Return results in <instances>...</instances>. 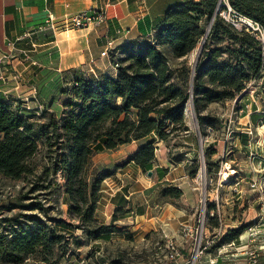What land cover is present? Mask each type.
Segmentation results:
<instances>
[{
	"label": "trees",
	"instance_id": "16d2710c",
	"mask_svg": "<svg viewBox=\"0 0 264 264\" xmlns=\"http://www.w3.org/2000/svg\"><path fill=\"white\" fill-rule=\"evenodd\" d=\"M227 2L264 29V0ZM216 4L217 0H181L169 7L154 22L150 37L125 42L118 52L110 53L114 76L64 71L62 90L68 98L62 101L60 113L48 109L52 101H41L44 108L37 113L0 93V175L10 179L36 176L31 192L61 186L70 218L49 216V207L37 197L20 204L37 212L0 219L1 262L20 264L33 255L41 264H60L69 247L65 228L79 229L92 240L114 233L132 239L130 232L117 225L131 212L143 211L130 208L129 200L114 208L108 222L97 218L102 182L112 172L94 168L95 151L136 142L127 163L147 172L153 167L158 141L189 131L185 110L190 100L203 134L207 127L221 126L217 117L202 113L209 104L240 95L239 102L246 97L242 91L251 79H264V39L224 20ZM207 25L209 31L192 72L185 57L202 40ZM251 107L256 110L254 104ZM40 150L45 160L37 174L31 161ZM166 172L167 167L157 170L158 191L163 199L179 198V187L159 183ZM57 174L62 177L60 183L55 181ZM243 230L244 226L229 229L223 241L237 238ZM122 254L118 252L108 264L123 261Z\"/></svg>",
	"mask_w": 264,
	"mask_h": 264
},
{
	"label": "rangeland",
	"instance_id": "374dc122",
	"mask_svg": "<svg viewBox=\"0 0 264 264\" xmlns=\"http://www.w3.org/2000/svg\"><path fill=\"white\" fill-rule=\"evenodd\" d=\"M205 28L207 34L208 25ZM205 35L203 38H206ZM201 42L185 57L188 64H193L194 52ZM63 76V71L48 70L44 72L43 79L32 83L37 100L45 103L52 101L48 109L57 113L62 110V101L68 98V94L62 90ZM242 92L246 97L239 102L240 95L234 100L211 103L202 111L221 120L219 128L207 127L203 134L199 132L192 106L187 104L185 122L189 131L156 143L151 176H147V172L137 171L133 163H127L138 144L95 151L92 155L94 168L103 173L112 172L102 182L107 193L113 188L116 193L128 194L139 185L136 178L149 184L148 188L129 196V207L147 210V216L138 217L137 224L151 218L149 220L156 226L145 234L146 228L143 227L132 231V239L114 233L97 240L87 238L79 229L61 228L69 237V247L67 256L60 264H108V260L115 259L118 252L123 253V261L112 264H162L161 249L165 236L157 223L176 217L182 218L181 223L197 221L205 198L207 209L218 208L224 224L232 226L231 229L256 226L261 233L254 243L264 245V79H251ZM251 104L255 105V111ZM251 113L257 114V117L251 118ZM207 151H211L209 157L205 156ZM44 155L40 150L31 161L37 174L45 160ZM162 167H167V172L159 183L179 187L182 190L179 198L161 197L157 188V170ZM36 180L37 177L33 175H25L20 179L0 175V219L17 213L37 212L19 206L35 197L49 207V216L70 219L68 202L61 186L52 185L31 192ZM55 181H62L60 174L55 175ZM129 215L132 216L122 219L117 225L135 224V213ZM177 226L179 229L181 224ZM0 264L12 263L0 261ZM20 264L41 263L31 255ZM260 264H264V255L260 258Z\"/></svg>",
	"mask_w": 264,
	"mask_h": 264
},
{
	"label": "crops",
	"instance_id": "0c3cea01",
	"mask_svg": "<svg viewBox=\"0 0 264 264\" xmlns=\"http://www.w3.org/2000/svg\"><path fill=\"white\" fill-rule=\"evenodd\" d=\"M180 1L0 0V93L4 97L20 101L23 107H30L40 113L44 108L41 102L43 100H37L32 83L43 79L45 71L64 72L74 69L86 75L114 76L116 68L111 58L101 55L106 42L113 40L114 49L111 52L114 53V50L118 52L125 42L150 37L154 31V22L169 7ZM89 8H104L107 21L101 25L81 29L61 28L60 18L63 15ZM48 12L53 13L58 19V29L54 32L38 28ZM136 169L140 172L139 168ZM135 181L139 182V185L128 194L116 193V189L113 188L107 193L102 184L96 209V215L101 221L108 222L117 205L124 204L129 200V196L149 186L140 179L136 178ZM134 213L135 224L131 220L132 223L127 226L118 227L130 233L143 227L146 228L144 234L155 228L156 225L149 220L151 218L137 224L138 217L147 216L146 209H143L142 213ZM131 216L128 215L126 218ZM181 222L182 218L176 217L164 219L157 223V226L164 231V236L178 239L177 224Z\"/></svg>",
	"mask_w": 264,
	"mask_h": 264
},
{
	"label": "built area",
	"instance_id": "2783aa9c",
	"mask_svg": "<svg viewBox=\"0 0 264 264\" xmlns=\"http://www.w3.org/2000/svg\"><path fill=\"white\" fill-rule=\"evenodd\" d=\"M216 12L235 28L253 31L261 40L264 39V29L259 23L232 9L227 0H217ZM60 20L63 29H81L101 25L107 21V17L104 8H89L63 15ZM57 21L56 16L48 12L38 28L54 32L58 29ZM113 49V40H108L101 55L109 56V51ZM202 206L197 221L180 223L178 239L165 235L161 249L162 264H260L264 245H255L254 242L261 231L256 226H249L237 238L223 241L224 235L231 228L224 224L218 208L207 209L206 198Z\"/></svg>",
	"mask_w": 264,
	"mask_h": 264
},
{
	"label": "water",
	"instance_id": "95a60500",
	"mask_svg": "<svg viewBox=\"0 0 264 264\" xmlns=\"http://www.w3.org/2000/svg\"><path fill=\"white\" fill-rule=\"evenodd\" d=\"M208 27H210V26H208ZM208 31H209V28H208ZM207 31V32H208ZM207 35V34H206ZM205 35V36H206ZM203 46V45H202ZM202 46H201V49H202ZM200 55V54H199ZM199 55H198V57L197 58H195L194 60H193V64H192V72H194V68H195V65H196V63H197V61H198V59H199ZM191 106H192V101L190 100V103H189ZM192 110H193V106H192ZM194 111V110H193ZM147 176H151L152 175V170H148L147 171Z\"/></svg>",
	"mask_w": 264,
	"mask_h": 264
},
{
	"label": "bare ground",
	"instance_id": "6f19581e",
	"mask_svg": "<svg viewBox=\"0 0 264 264\" xmlns=\"http://www.w3.org/2000/svg\"><path fill=\"white\" fill-rule=\"evenodd\" d=\"M204 40L205 38L202 39V42L199 44V46L197 47V49L195 50V54H194V59L198 57V55L200 54L201 52V46L203 45L204 43Z\"/></svg>",
	"mask_w": 264,
	"mask_h": 264
}]
</instances>
